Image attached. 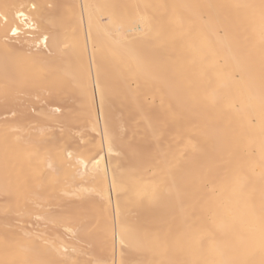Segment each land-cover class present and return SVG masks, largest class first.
Returning a JSON list of instances; mask_svg holds the SVG:
<instances>
[{"label": "bare ground", "instance_id": "bare-ground-1", "mask_svg": "<svg viewBox=\"0 0 264 264\" xmlns=\"http://www.w3.org/2000/svg\"><path fill=\"white\" fill-rule=\"evenodd\" d=\"M0 264H264V0H0Z\"/></svg>", "mask_w": 264, "mask_h": 264}, {"label": "rangeland", "instance_id": "rangeland-1", "mask_svg": "<svg viewBox=\"0 0 264 264\" xmlns=\"http://www.w3.org/2000/svg\"><path fill=\"white\" fill-rule=\"evenodd\" d=\"M59 106H60V105H59ZM34 108L37 109V106L31 108L30 111L33 112V110H35ZM61 108H62V107H61ZM54 130H55V128H54ZM80 144H81V143H80ZM66 236H67V235H66ZM66 236H65V237H66ZM68 237H69V236H67L66 238H68ZM66 238H65V239H66ZM69 238H70V237H69ZM72 240H73V239H72ZM69 241H71V240L69 239ZM72 242H74V241H72ZM75 242H79V241H75ZM76 245H77V243H76ZM77 246L79 247V252H83V253H84V252H87V250H88L87 245L83 244V242H81V241L78 243ZM85 246H86L87 248H86ZM81 248L83 249V251H82ZM84 248H85V249H84ZM86 249H87V250H86ZM85 250H86V251H85Z\"/></svg>", "mask_w": 264, "mask_h": 264}]
</instances>
